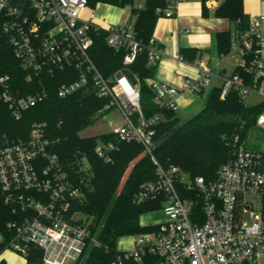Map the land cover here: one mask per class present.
Masks as SVG:
<instances>
[{
  "label": "built area",
  "instance_id": "built-area-1",
  "mask_svg": "<svg viewBox=\"0 0 264 264\" xmlns=\"http://www.w3.org/2000/svg\"><path fill=\"white\" fill-rule=\"evenodd\" d=\"M184 0H165L156 8L159 18L173 17ZM98 4V3H97ZM96 6V5H95ZM143 7V0L137 2ZM87 0H0V28L14 55L31 73L52 74L72 67L78 77L62 83L58 95L66 96L83 87L109 98L104 106L117 108L123 116L108 131L116 141L142 145L156 164L155 179L146 181L134 193L136 202L159 199L164 219L150 231L133 235L132 246L121 250L118 260L139 264H255L264 250V147L249 148L239 133L230 136V156L220 165L214 179L191 178L178 166L162 167L152 155L155 128L160 113L144 116L139 86L122 70L105 78L89 55L91 28L108 32L107 44L124 47V64L131 63L142 45L126 23L101 26ZM149 63L158 64L162 51L152 35L146 46ZM231 51L239 57L243 74L222 77L220 97L235 90L244 104L252 95L264 99V14L249 16L248 27L232 35ZM178 58L183 60L179 55ZM198 74L184 78L179 87L152 80L154 102L176 111L178 97L201 91L210 84L214 71L200 61L192 62ZM6 77H0V82ZM46 96L44 89L26 96H14L7 88L2 98L15 117ZM256 100V101H258ZM254 101V102H256ZM44 122H34L25 139L0 138V202L8 206L12 219L0 230L1 254L7 250L25 258L33 246L42 253L41 264H73L90 237L89 219L75 209L81 187L71 178L59 156L50 151ZM264 130V111L255 119ZM112 140L100 141L97 155L109 158L116 148ZM78 170L87 171L85 157ZM80 181V179L78 180Z\"/></svg>",
  "mask_w": 264,
  "mask_h": 264
},
{
  "label": "trees",
  "instance_id": "trees-1",
  "mask_svg": "<svg viewBox=\"0 0 264 264\" xmlns=\"http://www.w3.org/2000/svg\"><path fill=\"white\" fill-rule=\"evenodd\" d=\"M88 5L108 3L117 7L129 6L126 22L142 49L129 64L123 63L124 47L117 49L107 44L108 32L104 28H91L92 43L89 55L103 77L108 78L122 70L139 86V102L144 116L160 113L162 120L155 128L152 155L162 167L178 166L191 178L202 176L214 179L220 165L230 156L229 138L239 133L244 139L254 128L257 115L264 111V99L244 104L235 90L220 97V86H213L205 104L187 120L180 122L176 111L160 107L154 102L155 91L150 82L154 79L157 63H149L147 44L159 14L156 8L165 6V0H87ZM206 1L200 0L203 16H208ZM212 16L225 18L233 23V30H221L214 34L216 52L219 56L230 51L232 35L241 34L248 27V15L242 8V0H219ZM200 50L181 47L179 56L189 63L196 60ZM232 72L243 74L236 65ZM28 70L14 55L6 36L0 28V138L18 140L27 138L34 122H44V132L50 142V151L55 152L71 178L81 187L80 199L74 200L69 213L80 209L90 220V237L82 253L73 264H139L132 259L118 260L121 250L116 243L119 237L136 235L155 228V224H141L140 216L160 208L159 199L136 202L134 193L146 181L155 179L156 164L151 155L135 141H116L107 132L80 137L77 131L91 123L113 106L104 108L109 98L99 96L85 87L67 94L58 95V87L78 77L77 70L67 67L52 74H33L27 79ZM7 88L12 95L26 96L44 89L46 96L33 106L21 110L15 117L2 92ZM256 127V126H255ZM112 140L117 145L104 158L95 152L98 142ZM85 157L87 171L78 170L77 161ZM80 179V181H78ZM264 207V195L262 197ZM11 209L0 202V230L12 219ZM25 264H41L42 253L31 246L25 254Z\"/></svg>",
  "mask_w": 264,
  "mask_h": 264
},
{
  "label": "crops",
  "instance_id": "crops-1",
  "mask_svg": "<svg viewBox=\"0 0 264 264\" xmlns=\"http://www.w3.org/2000/svg\"><path fill=\"white\" fill-rule=\"evenodd\" d=\"M210 2H213V4H210ZM206 5L211 9L216 6L214 0L207 1ZM95 8H100L98 14H95V20L100 23L101 26H107L108 24L116 22L124 24L127 22L130 14V8L128 6L117 7L108 3H98ZM124 8H127L126 12ZM242 8L248 17L264 14V0H242ZM117 10H119V12L115 20H105L107 13H117ZM231 23L232 22L225 18L214 17L212 14L203 16L200 0H184L175 7V15L173 17L158 18L153 28L152 35L160 45L162 55L158 62L153 80L179 87L184 78L196 76L198 70L194 64L178 58L179 48L189 47L200 50V54L195 61H200L202 64L211 67L214 73H216L211 75L210 84L213 86H220L222 77L232 73L234 67L240 62L237 56L238 62L234 65L231 72H228L225 68L212 62L214 53L217 54L214 34L221 30H233V28H230ZM217 56L220 57L218 54ZM209 85L199 92L187 96H179L177 99L179 107L176 111L189 112L191 108L198 107V99L203 96L205 89L209 87ZM130 236L133 237V235ZM121 239L122 236L117 240V249L124 250L131 248L132 240L127 247H120L119 243ZM10 255H12L10 256L11 258L19 259V256L13 252H10ZM20 259L23 261V264L26 263L24 257L22 258L20 256ZM255 264H264V250L259 253Z\"/></svg>",
  "mask_w": 264,
  "mask_h": 264
},
{
  "label": "rangeland",
  "instance_id": "rangeland-1",
  "mask_svg": "<svg viewBox=\"0 0 264 264\" xmlns=\"http://www.w3.org/2000/svg\"><path fill=\"white\" fill-rule=\"evenodd\" d=\"M209 1V0H207ZM206 1V2H207ZM213 4V2H210V4ZM215 5L219 3V0H214ZM129 7V6H128ZM206 11L208 15L212 14L213 8H209L206 5ZM100 8H93L94 13L98 14ZM125 12L127 8H124ZM119 10H117V13L113 14H108L105 18V20L108 19H114L117 18ZM230 28H233V24H230ZM238 57L235 52L229 51L228 53L221 55L220 57L217 56L216 53H214L212 62L218 64L220 67L225 68L228 72H231L234 65L238 62L237 61ZM213 85L210 84L209 87H207L203 93V96L200 97L199 100V105L198 107L191 108L189 112H182V111H176V115L179 119L180 122L187 120L192 114L197 112L204 104L206 101V98L209 94V91L211 90V87ZM258 100V96L252 95L251 99L249 100L250 102H254ZM123 120V116L120 114L119 110L117 108H113L111 110L106 111L102 115L98 116L95 118L91 123L81 127L78 131L77 134L80 137H88V136H94L101 134L103 132H107L110 130L112 124L114 122L121 123ZM245 145L249 148H263L264 147V130L259 129L254 126L253 129L248 131L244 138ZM164 219V214L161 208L145 213L140 217V221L143 224H153V223H158ZM132 240V236L127 235V236H122L121 242L119 243L120 247H127L128 244H130V241ZM10 252L12 251H5L1 254V257H3L4 261L6 262L5 264H23V261H21L19 254L13 252L17 256H19V259L11 258ZM23 258V256H21Z\"/></svg>",
  "mask_w": 264,
  "mask_h": 264
}]
</instances>
